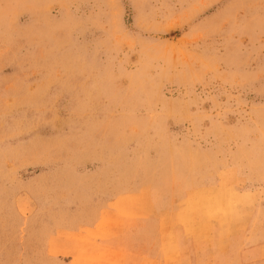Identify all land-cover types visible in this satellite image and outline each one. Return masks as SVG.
I'll return each mask as SVG.
<instances>
[{
    "label": "rangeland",
    "instance_id": "1",
    "mask_svg": "<svg viewBox=\"0 0 264 264\" xmlns=\"http://www.w3.org/2000/svg\"><path fill=\"white\" fill-rule=\"evenodd\" d=\"M0 264H264V0H0Z\"/></svg>",
    "mask_w": 264,
    "mask_h": 264
},
{
    "label": "bare ground",
    "instance_id": "2",
    "mask_svg": "<svg viewBox=\"0 0 264 264\" xmlns=\"http://www.w3.org/2000/svg\"><path fill=\"white\" fill-rule=\"evenodd\" d=\"M236 215V214H235ZM235 220V219H234ZM116 255V254H115Z\"/></svg>",
    "mask_w": 264,
    "mask_h": 264
}]
</instances>
